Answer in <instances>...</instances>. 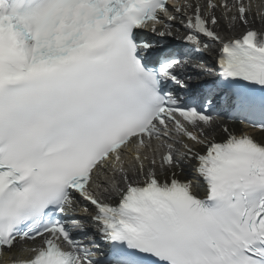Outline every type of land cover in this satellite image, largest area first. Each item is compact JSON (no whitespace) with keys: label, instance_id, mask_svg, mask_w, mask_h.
I'll return each mask as SVG.
<instances>
[{"label":"snow or ice","instance_id":"1","mask_svg":"<svg viewBox=\"0 0 264 264\" xmlns=\"http://www.w3.org/2000/svg\"><path fill=\"white\" fill-rule=\"evenodd\" d=\"M262 8L0 0V256L264 264V142L210 138L222 113L264 131Z\"/></svg>","mask_w":264,"mask_h":264},{"label":"bare ground","instance_id":"2","mask_svg":"<svg viewBox=\"0 0 264 264\" xmlns=\"http://www.w3.org/2000/svg\"><path fill=\"white\" fill-rule=\"evenodd\" d=\"M257 136H258V138H259L261 141L264 142V132L257 134ZM185 169H186V176H187V177H190V176H191V173L189 172V170L187 169V167H185Z\"/></svg>","mask_w":264,"mask_h":264}]
</instances>
